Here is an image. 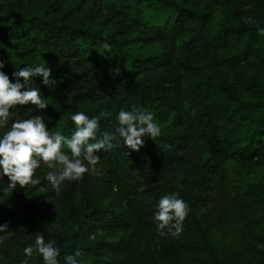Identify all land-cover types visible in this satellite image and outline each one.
<instances>
[{
	"label": "trees",
	"instance_id": "obj_1",
	"mask_svg": "<svg viewBox=\"0 0 264 264\" xmlns=\"http://www.w3.org/2000/svg\"><path fill=\"white\" fill-rule=\"evenodd\" d=\"M261 29L264 0H0L2 70L15 82L17 68L43 63L57 80L33 78L48 106L17 105L12 119L41 115L69 135L75 112H109L100 132L114 131L135 104L161 127L139 150L114 141L97 153L102 175L66 180L58 195L44 163L37 184L0 191L10 232L0 264H43L23 252L36 234L55 242L61 264L76 250L81 264H264V183L225 175L232 163L264 166ZM7 182L0 176V188ZM171 193L190 209L178 237L158 235L153 221ZM235 221L223 253L217 235Z\"/></svg>",
	"mask_w": 264,
	"mask_h": 264
},
{
	"label": "clouds",
	"instance_id": "obj_2",
	"mask_svg": "<svg viewBox=\"0 0 264 264\" xmlns=\"http://www.w3.org/2000/svg\"><path fill=\"white\" fill-rule=\"evenodd\" d=\"M260 32L264 35V29ZM101 47L111 51L107 40L101 43ZM3 68L4 63L0 61V129H6L0 135V176H7L8 182L0 191L8 192L18 186L37 184L38 180L33 179V174L44 163L52 169L47 172L46 179L58 195L61 184L66 180H80L85 173L102 175L101 168L97 167L100 160L97 153L110 151L114 141L122 140L124 145L139 150L144 142L142 137L150 136L155 140L161 133L154 113L135 104L130 110H119L115 117L118 126L114 131L100 132V118L111 116L109 112L91 117L83 111L75 112L71 116L74 130L69 135L49 130L41 115L12 119L17 105H28L30 102L38 109L48 106L41 96V90L32 86L33 78H42L43 84L50 88L55 87L57 80L51 78V68L43 63L17 68L12 73L15 82L10 80ZM20 78H23V83ZM155 209L153 221L157 234L178 237L184 230V220L190 211L187 202L179 193L164 194ZM7 229V224L0 225V233H6L0 235V243L10 235ZM91 238L94 239V236ZM60 251L53 240L46 241L42 234H36L34 243L23 248L26 257H32L35 253L42 257L43 264H61L58 259ZM84 255L82 250H76L63 257L64 264H81ZM24 264H27V260Z\"/></svg>",
	"mask_w": 264,
	"mask_h": 264
},
{
	"label": "rangeland",
	"instance_id": "obj_3",
	"mask_svg": "<svg viewBox=\"0 0 264 264\" xmlns=\"http://www.w3.org/2000/svg\"><path fill=\"white\" fill-rule=\"evenodd\" d=\"M225 175L232 184H239L246 179L264 183V166L252 169L248 166L232 163L226 165ZM261 219L263 218L261 217L259 222L264 225V220ZM240 225V223L235 221L233 224L229 225L228 228L219 231L217 235L218 243L223 253H226V251L230 249V245L233 244L235 238L236 228Z\"/></svg>",
	"mask_w": 264,
	"mask_h": 264
}]
</instances>
